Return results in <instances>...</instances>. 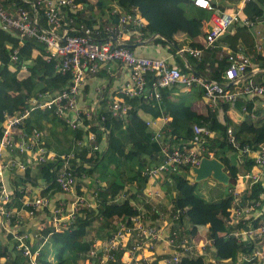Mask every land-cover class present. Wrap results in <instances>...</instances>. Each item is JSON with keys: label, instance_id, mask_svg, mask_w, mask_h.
I'll return each instance as SVG.
<instances>
[{"label": "trees", "instance_id": "1", "mask_svg": "<svg viewBox=\"0 0 264 264\" xmlns=\"http://www.w3.org/2000/svg\"><path fill=\"white\" fill-rule=\"evenodd\" d=\"M75 1L82 4L77 11H71L75 24L100 26L101 40L108 38L105 26L118 23L121 13L127 12L132 16L139 13L144 19L143 23L124 25L128 28L126 31H130L126 46L133 50L135 45L132 43L150 37V40L165 48L168 55H174L163 58L180 71L194 72L222 82L226 80L225 68L229 63L227 53H220L224 45L233 52L243 50L252 61L258 55L255 45L259 42L260 25H264V0H246L242 6L243 14L256 23L255 26L234 21L206 47L202 44L205 42V29L211 27V10L195 5L192 0ZM240 2L212 0L218 10L237 6ZM32 3H36V0H0L2 8L12 17L19 16L21 9L27 10L33 17L37 10V25L45 26L42 6ZM116 6L120 11L112 10ZM183 46L201 47L202 50L196 56L186 48L178 51ZM13 51L16 52L15 59L9 56ZM108 61L116 60H103L100 67ZM257 66L253 72L248 67L245 83L264 85V56ZM22 68H26L28 74L19 77ZM92 74L87 73L86 76ZM70 78L69 71L59 70L57 58L47 52L43 41L34 35H21L17 28L0 20V134L5 112L22 110L31 96L38 97L45 91H61ZM145 79L147 88L140 94L127 97L119 94L120 90L116 94L104 91L93 108L80 106L92 110L89 118L84 119L88 123L86 126L70 127L55 111V103L43 108L35 107L21 124L26 131L39 129L43 145L54 149L57 155L45 162H31L28 156L22 157L26 159L27 166L22 175L17 174L13 178L17 186L13 204L16 207L25 205L23 200L32 197L33 192L53 201L64 200L68 203L79 193L94 200L92 206L79 208L61 230L53 229L47 216L36 230L26 229L24 224L23 227L20 224L22 231L37 233L31 243L33 249L39 250L35 264H128L121 260L127 253L116 252L112 260L105 259V243L117 229L119 221L128 223L130 217L138 212L146 215L153 213L151 222L162 230L163 237V242L144 250L147 260L141 261V264H251L249 261H257L255 258L248 261L244 256L253 254L260 238L254 237L252 232H236L242 228L253 231L264 224V175L256 181L248 178L242 181L245 186L240 195L246 205L252 204L249 212H237L236 206L239 205L233 202L235 193L232 191L240 174L260 169L254 162L252 150L264 144V107L253 108L252 99L244 96H238L229 103L218 101L217 104H222L225 109L224 113L228 106L240 111H243L244 104L247 106V111H243L244 118L233 121L226 111L222 121L217 116V108L201 112L194 107L188 100L190 93L170 95V90L184 87L191 89L197 86L201 90L199 85L174 83L162 87L158 99L152 92V71H146ZM117 99H123L131 106L125 117L112 114L111 107ZM66 100L63 98L62 103ZM79 100L80 96L77 103ZM251 109L254 116L249 115ZM194 124L206 125L211 129V137L205 147L212 150L213 155L223 163V170L229 176L228 182H208L207 177L196 180L191 166L178 164L160 176L162 194L168 197L167 201L164 198L158 203L161 211H153L151 204L139 206L135 198L148 189L146 186L151 179L144 169L160 160L163 146L184 149L199 141L201 136L194 132ZM228 127L234 144L229 140ZM91 133L93 137L89 139L87 135ZM78 140L82 143L78 144ZM247 148L250 150L247 151ZM69 152H73L70 160L76 183L74 190H70L73 192H64L55 181V175L61 166L60 155L65 156ZM199 181L205 182V195L198 189ZM83 185L85 190L82 191ZM28 187L33 192L26 191ZM19 188H23V191H19ZM214 192H217L218 198L207 197ZM25 208L27 210L29 206ZM217 208L222 212L217 214ZM39 211H44L45 215L49 213L48 208L39 209L34 214H25L22 222L28 224L38 220ZM204 224H209L207 231L200 229ZM7 235L11 238L10 233ZM181 242L187 246L186 249L180 245ZM197 242L200 243L199 247ZM92 243H95L94 255L90 254ZM161 245L163 248H160ZM10 249L17 252L12 253ZM177 250H180V256L174 262L171 258ZM263 256L264 253H261ZM27 259L13 243L10 247L0 241V264H22L28 262Z\"/></svg>", "mask_w": 264, "mask_h": 264}, {"label": "built area", "instance_id": "2", "mask_svg": "<svg viewBox=\"0 0 264 264\" xmlns=\"http://www.w3.org/2000/svg\"><path fill=\"white\" fill-rule=\"evenodd\" d=\"M192 1L197 6L211 10V27L205 29V42L202 44L204 47L211 44L234 21H241L249 26H255L256 24L249 20L242 12V6L246 0H241L237 6L227 7L223 10H218L213 5L212 0ZM36 3L43 8L46 18L45 26L37 25V10L33 14V17L30 16L27 10L22 9L19 16L12 17L8 15L1 5L0 20L11 25L13 28H17L21 35H34L43 41L47 52L57 58L59 70L62 72L69 71L71 78L68 85L61 91L54 93L45 91L38 97L31 96L27 99V104L22 110L15 113L5 112L4 114L3 129L0 134V227L8 234H11V240L15 248L22 256L28 258V262H23L22 264H35V256L39 253L38 249H33L31 246L32 240L37 236V233L31 230L22 231L19 227L20 224L23 227L22 224L24 222L22 221L25 214L31 215L39 209L48 208L49 213L47 217L51 221L52 228L61 230L68 225L79 208L92 206L94 200L83 193H79L73 196L74 199L70 203L64 200L53 201L49 197L36 195L32 188L28 187L26 191L33 193L32 197H27L23 200V204L25 205L16 207L13 204L15 191L17 190L13 178L17 174L22 175L27 166L26 159L22 157L28 156L31 162H45L47 159H53L57 155V152L50 151L43 145L42 132L39 129L32 128L30 131H26L21 124L35 107L43 108L55 103V111L70 127L86 126L88 123L84 119L89 118L92 110L80 107L79 103H77V98L79 99L87 73L97 72L103 60H116L129 68L130 81H127L119 89L120 94L127 97L140 94L147 88L145 73L146 71H152L154 76V81L151 83L152 92L158 99L162 93L160 88L174 83H181L187 86L191 84L199 85L210 109H214L218 101L229 103L234 101L238 96L250 97L251 99H264V85L245 83L251 60L249 55L241 49L233 52L230 48H226L227 46L223 47L222 52L227 51L229 63L225 68L226 80L219 82L215 79L195 74L194 72L180 71L163 57L137 55L131 48L127 47L123 35L128 28L124 25L130 22L143 23L139 13H136L134 16L127 12L121 13L118 16V23L105 26L108 38L101 40L100 26H89L83 23L79 25L75 24L71 11H77L82 7V4L79 2L75 0H36ZM64 8L66 9L64 10ZM255 46L259 48V42H256ZM186 49L196 56H199L202 50L201 47H187ZM182 50L184 48H180L178 51L181 52ZM9 56L11 59H15L16 52L13 51ZM20 71L26 72L27 70L26 68H22ZM20 71L19 77H24L25 75L20 73ZM63 98H67L65 103H62ZM130 107L128 102H125L123 99H117L114 100L111 111L117 117H125ZM242 110L247 111L245 104L242 106ZM249 115H255L253 109L249 111ZM166 117L167 115L164 116V118ZM146 123L148 124L149 121H146ZM193 130L197 135L201 136V139L196 141L193 146L184 149L177 147L170 149L167 146H163L161 148L160 160L144 169L147 176L155 180L178 164H187L192 167L197 165L203 156H214L213 151L205 147L208 138L211 137V129L206 125L194 124ZM228 134L229 140L234 144L235 140L229 127ZM87 137L91 139L93 133L88 134ZM79 143L81 144L82 141L78 140ZM249 150L247 148V151ZM252 152L255 155L254 162L260 166V169L253 172L249 170L245 175L241 174L239 181L244 177H249L252 181H256L264 175V144L259 149L252 150ZM60 156L62 162L60 168L57 169L55 181L64 192H73L70 191L74 190L76 183V175L74 174L70 160L73 152ZM261 174L263 175L261 176ZM81 190H85L84 185L81 187ZM19 191H23V188H19ZM146 192L152 196L159 193L156 188L152 187L146 189ZM232 192L235 193L233 202L239 206H243L242 208L236 206L238 213L240 211L249 212L253 208L252 204L246 205L242 201L241 191L238 188H234ZM27 205L29 208L26 210L25 206ZM148 218L149 216L147 217L144 212H138L130 217L128 223L119 221L117 229L105 243V259L110 258L112 260L116 252H121L122 254L127 252L129 255L127 254V256H123V259L121 258L122 263L141 264V261L147 260L144 247L145 241H150L149 236L156 242H163L162 230L158 229L151 220L148 221ZM247 229L242 228L236 233L241 231L252 232L255 234L254 237L260 238V241L254 247L253 254L249 257L244 256V258L248 261L252 258L257 260L256 262L249 261L252 262L251 264H264V256L261 257V253H264V224L253 231ZM134 230H142L143 233L136 234ZM153 245L149 243V247H153ZM180 245L184 249L187 248L184 242H181ZM91 246L92 250L90 254L94 255L96 252L94 251L95 243H92ZM179 256L180 250H177L171 260L177 262ZM6 260L7 257L5 258ZM4 264L12 263L6 262Z\"/></svg>", "mask_w": 264, "mask_h": 264}, {"label": "crops", "instance_id": "3", "mask_svg": "<svg viewBox=\"0 0 264 264\" xmlns=\"http://www.w3.org/2000/svg\"><path fill=\"white\" fill-rule=\"evenodd\" d=\"M114 11H120L119 7L116 6L114 7V9H112ZM142 21H144L143 17H141ZM261 27V32H259V44L260 47L259 48H255L257 51V58L256 59H251V64H250V69L252 68L253 70H255V68H257L258 63L262 60L263 56H264V25H260ZM130 31H125L123 37L126 43V39H128L130 37L129 35ZM134 38H137L136 36H133ZM150 37L147 38H143L137 42H134L132 44H134V49L133 51L137 54V55H141V56H148V57H169L171 58V56H174L172 54L168 55L167 51L165 50V48H163L160 44L150 40ZM186 45V44H185ZM188 46H183L182 48H187ZM223 47H226L225 45ZM223 47L220 50V53L223 51ZM228 48V47H226ZM227 51H225L226 53ZM174 54V53H173ZM168 55V56H167ZM252 57V56H251ZM174 58V57H173ZM254 58V57H253ZM255 60V61H254ZM22 70V69H21ZM23 75H27V71L26 72H21ZM130 81V70L127 66L123 65L122 63L118 62V61H108L102 64V66L100 67V69L98 70V72L89 75L86 77L85 83L82 87L81 93H80V100H79V105L80 106H87V107H91L93 108V106L96 104L98 98L101 96V93H103L104 91H107V93H111V92H116L119 91V89L127 82ZM182 87V86H181ZM197 86H193L190 88L184 87L182 89H174V90H170V95H179L180 92L182 93H190L191 96L188 98V100L191 102V104L196 107L197 109H199V111L201 112H208L211 109L207 106L206 104V99L204 98L200 89H197ZM190 90V91H188ZM201 93V94H200ZM120 94V92H119ZM109 95V94H107ZM119 96V95H118ZM170 97V96H169ZM252 103H253V108H262L264 107V99L261 98H253L252 99ZM217 106V107H215ZM214 108H217V116L220 120H224V114L228 113V116L231 117V119L234 120H240L242 118L245 117V114L243 111H240L238 109H235L233 107L228 106V108L226 109L225 113H224V108L221 105H215ZM162 121V120H160ZM164 122V121H163ZM46 147L50 150V151H54V149L48 147L46 145ZM151 180V179H150ZM157 183H153L152 181L148 182V185L146 186V188H151V184H152V188H156L159 189L161 192V186H160V177L156 179ZM213 180V179H211ZM122 196V195H121ZM208 198H212L215 197L218 198L219 195L217 194V192L211 193V195H207ZM167 198L166 196H164V194H159L157 196L152 197L151 194H148L145 191H143L142 193L139 194L137 199L138 201V205L142 206V205H146V204H151L152 205V210L154 211H161L158 209V203L160 204L163 199ZM212 200V199H210ZM45 210V209H43ZM217 214H219L220 212H222V209L220 211L219 208L216 209L215 211ZM39 216L37 217L38 220H32L30 221L28 224L24 223V227L26 229H33L36 230V227L40 224V222L42 221H46L47 219V215L44 214V211H39ZM43 218V219H41ZM209 228V224H204L200 227V229L202 231H207ZM8 233L6 231H4L1 227H0V241L4 244H9V246H12L13 241L11 240V238H8ZM10 251L12 253L17 252L16 250L10 249Z\"/></svg>", "mask_w": 264, "mask_h": 264}, {"label": "water", "instance_id": "4", "mask_svg": "<svg viewBox=\"0 0 264 264\" xmlns=\"http://www.w3.org/2000/svg\"><path fill=\"white\" fill-rule=\"evenodd\" d=\"M255 70H252V72ZM195 173L194 178L196 180L206 178L208 176L217 179L222 183H227L229 176L223 170V163L216 157L203 156L200 162L192 167Z\"/></svg>", "mask_w": 264, "mask_h": 264}, {"label": "rangeland", "instance_id": "5", "mask_svg": "<svg viewBox=\"0 0 264 264\" xmlns=\"http://www.w3.org/2000/svg\"><path fill=\"white\" fill-rule=\"evenodd\" d=\"M193 167V166H192ZM192 167H191V171L193 172V169H192ZM207 178H209V179H207L206 181H208V182H212L213 180H216V181H218L217 179H215V178H213V177H210V176H208ZM211 179H213V180H211ZM149 181L151 182V181H153V180H150L149 179ZM155 181H156V179L154 180V183H155ZM198 189L200 190V191H202V193L205 195V191H206V186H205V182H200L199 181V183H198ZM90 197V196H89ZM153 215V213H149V214H147V217L149 216V218L147 219L148 221L149 220H151V219H153L151 216ZM134 232L136 233V234H142L143 233V231L142 230H134ZM149 239H150V241L148 240V241H145V247H144V249H150V248H152V247H149V243H152V244H155V243H157L153 238H151V236H149ZM200 241V239H197L196 241ZM200 243L199 242H197L196 243V245H199ZM160 248H163L162 247V245L160 246ZM203 250H206L205 248L203 249ZM127 253V252H126ZM128 255H129V253H127ZM127 256V255H126ZM208 257H209V255H208ZM212 260V259H211Z\"/></svg>", "mask_w": 264, "mask_h": 264}, {"label": "clouds", "instance_id": "6", "mask_svg": "<svg viewBox=\"0 0 264 264\" xmlns=\"http://www.w3.org/2000/svg\"><path fill=\"white\" fill-rule=\"evenodd\" d=\"M250 71L252 72V69H250ZM207 157V156H206ZM215 157V156H214ZM256 164V163H255ZM256 166H257V164H256ZM252 172L253 171H256V170H251ZM241 175V174H240ZM263 174H261V176H262ZM162 176V175H161ZM149 177V176H148ZM244 178H248L250 181H252L249 177H244ZM244 178H242L240 181H239V177H238V179H236V181H235V186H236V188H238L241 192V194H242V192H243V190H244V186L245 185H243V183H242V181H243V179ZM154 181V180H153ZM239 181V182H238ZM239 183V184H237V183ZM158 190V194L157 195H159L160 193L162 194V192L159 190V189H157ZM157 195H153L152 197H154V196H157Z\"/></svg>", "mask_w": 264, "mask_h": 264}]
</instances>
